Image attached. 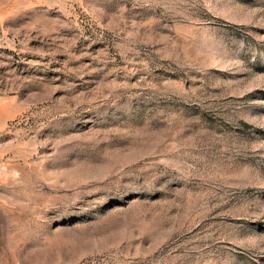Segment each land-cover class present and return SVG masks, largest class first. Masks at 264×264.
Segmentation results:
<instances>
[{"label":"rangeland","instance_id":"obj_1","mask_svg":"<svg viewBox=\"0 0 264 264\" xmlns=\"http://www.w3.org/2000/svg\"><path fill=\"white\" fill-rule=\"evenodd\" d=\"M0 264H264V0H0Z\"/></svg>","mask_w":264,"mask_h":264}]
</instances>
